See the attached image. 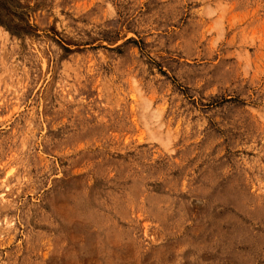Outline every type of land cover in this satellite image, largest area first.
Returning a JSON list of instances; mask_svg holds the SVG:
<instances>
[{"label":"rangeland","instance_id":"374dc122","mask_svg":"<svg viewBox=\"0 0 264 264\" xmlns=\"http://www.w3.org/2000/svg\"><path fill=\"white\" fill-rule=\"evenodd\" d=\"M0 264H264V0H0Z\"/></svg>","mask_w":264,"mask_h":264}]
</instances>
